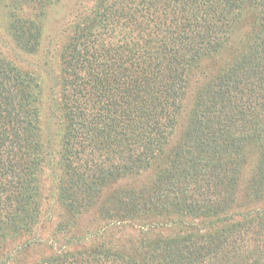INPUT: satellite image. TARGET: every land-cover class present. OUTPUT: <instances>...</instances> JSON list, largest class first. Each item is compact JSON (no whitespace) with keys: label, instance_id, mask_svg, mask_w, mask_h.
Masks as SVG:
<instances>
[{"label":"trees","instance_id":"trees-1","mask_svg":"<svg viewBox=\"0 0 264 264\" xmlns=\"http://www.w3.org/2000/svg\"><path fill=\"white\" fill-rule=\"evenodd\" d=\"M57 1L0 0L19 53ZM88 1L48 122L40 78L0 52V264H264V0Z\"/></svg>","mask_w":264,"mask_h":264},{"label":"rangeland","instance_id":"rangeland-1","mask_svg":"<svg viewBox=\"0 0 264 264\" xmlns=\"http://www.w3.org/2000/svg\"><path fill=\"white\" fill-rule=\"evenodd\" d=\"M78 1L79 0H58L56 4L52 6L46 19V31L44 33V39L40 47V51L35 55H23L16 49L14 41L7 32V4L0 6V52L5 53L23 71L32 72L40 78V81L44 86L42 94V112L45 122H48L51 117L53 109V106L51 105V98L53 97V91L55 90V78L57 75L59 54L63 43L67 38L68 27L75 17V7ZM91 1L93 0H89L87 4H91ZM55 94H58L57 89L55 90ZM47 130L49 131V129ZM150 177L151 173H141L138 177L129 178L127 181L119 183L118 187H125L129 183L143 185L150 179ZM45 189L47 199L45 197V200H43L42 216L38 226L35 228L33 237L41 239L45 243L51 244L54 242L53 236L55 234V229L60 221V217L64 215V210L58 205L56 199V184L53 179L49 180V177L46 178ZM94 219L93 214H87L83 217V219L79 221L81 224L79 231L83 233L84 227H93V223L90 221ZM30 238H32V236ZM25 240L26 238L21 239L18 243L21 244ZM38 252L42 255H49L52 253L50 249L46 251L45 247L43 249L41 248ZM31 261H34V258H32Z\"/></svg>","mask_w":264,"mask_h":264}]
</instances>
